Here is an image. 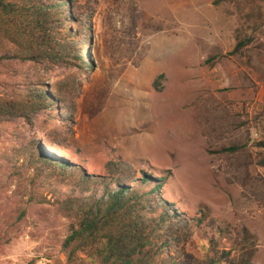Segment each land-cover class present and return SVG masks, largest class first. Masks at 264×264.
<instances>
[{
  "label": "rangeland",
  "instance_id": "obj_1",
  "mask_svg": "<svg viewBox=\"0 0 264 264\" xmlns=\"http://www.w3.org/2000/svg\"><path fill=\"white\" fill-rule=\"evenodd\" d=\"M8 1L25 31L0 25V109L33 118L0 122V264H66L71 219L53 204L83 187L77 172L52 177L40 147L90 175L112 180L123 165L130 183L161 180L190 220L189 264H264V0H73L83 23L56 37L36 14L56 0ZM74 35L89 66L29 59L45 36L57 47ZM42 90L61 106L55 117L36 109ZM39 169L43 204L31 200Z\"/></svg>",
  "mask_w": 264,
  "mask_h": 264
},
{
  "label": "trees",
  "instance_id": "obj_2",
  "mask_svg": "<svg viewBox=\"0 0 264 264\" xmlns=\"http://www.w3.org/2000/svg\"><path fill=\"white\" fill-rule=\"evenodd\" d=\"M71 7L74 8L73 0H56L47 6L44 3L36 6V14L42 18L39 22L45 30L53 31L56 37V32L64 33L71 23L76 25L83 23L80 16L70 10ZM23 14L24 9L17 4L0 0V25L7 31L11 23L16 26L19 31L17 33L23 35L20 32L25 30L18 23ZM62 37L58 38L56 47L52 46L53 42L45 36L42 41H38L40 47L29 56V59L38 63L47 62L54 68L76 65L87 67V60L83 56L86 53H79V46L86 45L85 38L76 46L77 36L74 35L67 41ZM238 49L235 52H238ZM37 100L43 107L36 105V109L46 110L51 117L60 113L61 106L56 103V99H52L43 90L37 95ZM21 118L31 122L33 114L30 110L15 111L9 108V105L0 109V122ZM39 132L44 133L46 137L49 136L42 130ZM32 143L34 146L35 143ZM48 146L60 147L58 142H52ZM42 148L44 147H40V152L35 155L36 159L49 169L54 165L52 169L55 174L52 177H60L61 173L57 171L66 174L77 172L81 177L77 180L79 189L83 187L80 194H75L74 191L71 194L59 195L58 192L60 199L53 204L59 212L71 219L68 225L69 234L62 242L67 258L66 264L84 263L79 255L82 251H89L97 257L100 264H189L185 252L180 247L190 235L186 232L190 220L174 204L163 198L161 180L151 174H144L135 183H130L133 181L132 174L123 165L120 172L117 169L111 173L112 180L107 176L90 175L82 169L81 164L71 162L70 159L64 161L47 156ZM28 151L35 159L33 156L35 150ZM39 170L38 181H33L32 201L39 198L40 189L50 188L45 184L46 173L43 169ZM19 173L15 171V174ZM111 182L117 183L116 189L109 186ZM90 185L91 188H86ZM94 187L100 188L98 192L101 196L94 191ZM45 202L47 200L44 198L38 200L39 204ZM246 263L250 264V260ZM202 264H216V260L212 259Z\"/></svg>",
  "mask_w": 264,
  "mask_h": 264
},
{
  "label": "bare ground",
  "instance_id": "obj_3",
  "mask_svg": "<svg viewBox=\"0 0 264 264\" xmlns=\"http://www.w3.org/2000/svg\"><path fill=\"white\" fill-rule=\"evenodd\" d=\"M203 129V128H202Z\"/></svg>",
  "mask_w": 264,
  "mask_h": 264
}]
</instances>
